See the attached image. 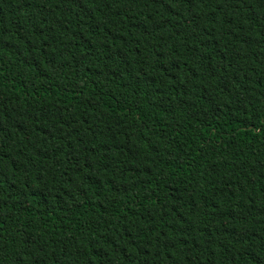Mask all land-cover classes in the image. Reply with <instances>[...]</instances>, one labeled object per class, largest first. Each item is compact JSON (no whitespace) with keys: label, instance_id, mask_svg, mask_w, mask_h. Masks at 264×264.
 I'll return each instance as SVG.
<instances>
[{"label":"trees","instance_id":"obj_1","mask_svg":"<svg viewBox=\"0 0 264 264\" xmlns=\"http://www.w3.org/2000/svg\"><path fill=\"white\" fill-rule=\"evenodd\" d=\"M0 264H264V0H0Z\"/></svg>","mask_w":264,"mask_h":264}]
</instances>
